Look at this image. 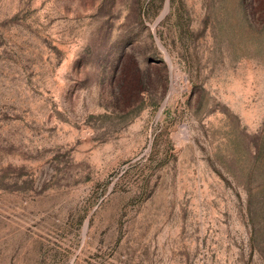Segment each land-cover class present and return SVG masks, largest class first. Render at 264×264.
Wrapping results in <instances>:
<instances>
[{
	"label": "rangeland",
	"instance_id": "1",
	"mask_svg": "<svg viewBox=\"0 0 264 264\" xmlns=\"http://www.w3.org/2000/svg\"><path fill=\"white\" fill-rule=\"evenodd\" d=\"M0 264H264V0H0Z\"/></svg>",
	"mask_w": 264,
	"mask_h": 264
}]
</instances>
